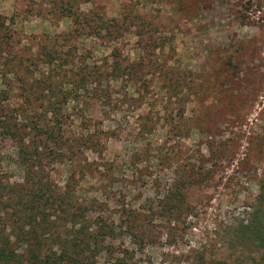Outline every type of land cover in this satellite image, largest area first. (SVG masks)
Listing matches in <instances>:
<instances>
[{"label":"rangeland","instance_id":"obj_1","mask_svg":"<svg viewBox=\"0 0 264 264\" xmlns=\"http://www.w3.org/2000/svg\"><path fill=\"white\" fill-rule=\"evenodd\" d=\"M36 2L0 0V89L10 80L18 94L21 80L34 88L47 76L65 78L68 125L78 123L77 113L107 130L104 155L119 182L108 198L90 179L80 193L98 196L116 217L127 200L144 208L170 170L177 177L198 155L210 170L187 190L189 214L149 221L142 244L125 237L123 264H193L200 246L207 264H264V230L258 238L248 232L254 219L264 224V0L82 3L94 18L130 16L113 41L82 33ZM113 64L124 69L121 78L110 72ZM85 157L95 159L89 151ZM45 160L44 172L61 186L65 168ZM15 162L13 141L0 137L3 179L20 181Z\"/></svg>","mask_w":264,"mask_h":264},{"label":"trees","instance_id":"obj_2","mask_svg":"<svg viewBox=\"0 0 264 264\" xmlns=\"http://www.w3.org/2000/svg\"><path fill=\"white\" fill-rule=\"evenodd\" d=\"M91 1L37 0L35 4L40 10L47 6V11L56 17L68 18L80 31L85 30L84 34L105 37L109 41L123 35L131 22L130 16L120 14L111 20L94 18L91 11L80 9L82 3ZM123 71L117 64L110 68L113 77L121 78ZM97 74L100 76L101 71L97 70ZM5 75L2 73L1 77ZM83 78H79L80 88L84 87ZM9 81L3 82L4 88L0 89V137L13 141L15 163L21 176L20 181L0 176V264H96L99 258L107 264H123V253L127 249L125 237L142 244L150 239L149 221L189 214L185 200L187 190L210 177L209 168H203L201 155L194 162L182 164L177 177H174L176 171L169 169L172 177L144 200V208L127 200L113 217L107 202L98 196L80 193L81 182L86 179H90L91 185L96 184L95 192L103 197L119 182L114 175V164L104 155L107 130L85 123L77 113L74 115L78 123L74 124L71 119L68 125L66 119L73 115L66 113L63 107L68 99L65 78L52 83L54 80L47 76L35 81L34 88L27 83L28 78L21 80L23 84H20L28 86L17 87L18 94ZM36 102L44 104L36 105ZM87 151L92 152L95 159L87 160ZM38 157L65 168L61 186L44 172ZM93 180L95 183L91 182ZM262 221L263 218L254 219L255 226L250 225L248 232L253 238H258V232L264 230ZM261 245L264 247V242ZM202 247L199 260L193 264H207L202 257Z\"/></svg>","mask_w":264,"mask_h":264}]
</instances>
